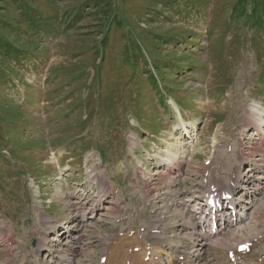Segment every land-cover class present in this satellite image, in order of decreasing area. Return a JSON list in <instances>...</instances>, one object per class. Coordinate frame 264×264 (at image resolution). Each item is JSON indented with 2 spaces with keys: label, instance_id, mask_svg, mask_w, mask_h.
Returning a JSON list of instances; mask_svg holds the SVG:
<instances>
[{
  "label": "rangeland",
  "instance_id": "obj_1",
  "mask_svg": "<svg viewBox=\"0 0 264 264\" xmlns=\"http://www.w3.org/2000/svg\"><path fill=\"white\" fill-rule=\"evenodd\" d=\"M234 1L0 0V213L7 217L0 218V227L15 248L31 250L42 239L44 212L52 221L49 232L68 223L76 231L72 237L81 238L76 253L55 244L60 258L45 264H63L66 254L97 264L109 235L142 227L145 238L154 217L166 239L163 248L172 245L167 252L176 257L183 245L188 248L182 252H190L198 246L184 226L196 223L192 200L210 170L204 161L213 157L211 171L226 183L239 162L238 143L246 155L241 177L251 189L261 185L248 194L255 198L250 207L257 209L249 207L247 219L237 229L221 230L217 240L232 248L256 233L263 237L264 137L243 116L252 100L264 105V28L254 36L255 47L248 30L241 32L245 39H238L236 51L235 36L225 35L235 25L227 11ZM172 38L175 42L163 43ZM172 64H181L180 74ZM164 74L167 79L158 84ZM182 124L189 126L185 136ZM216 136L220 146L213 152ZM51 151L59 155L57 162L49 159ZM86 156L97 159V176L118 192L80 225L75 202L76 196L85 201L90 187L83 172ZM68 159L71 171H61ZM26 176L36 180L39 192ZM248 222L253 226L247 228ZM11 249L0 244V264ZM262 251L264 244L255 249ZM168 255L160 264L170 263Z\"/></svg>",
  "mask_w": 264,
  "mask_h": 264
},
{
  "label": "bare ground",
  "instance_id": "obj_2",
  "mask_svg": "<svg viewBox=\"0 0 264 264\" xmlns=\"http://www.w3.org/2000/svg\"><path fill=\"white\" fill-rule=\"evenodd\" d=\"M260 100L259 99L258 100H254V101L252 100L253 102L250 103L249 106L245 108V110H244L245 111V116H243V117H244L245 124L247 126L252 125V129L256 132V134L259 137L261 136L263 138L264 137V105L262 104V101H260ZM172 106H175V104H173ZM176 112L178 114L179 121L180 122L183 121V117L181 116L180 111L178 110V107L176 109ZM181 127H182L181 128L182 134L184 136L186 134H188L187 128L189 126H187V124H182ZM190 129H191V127H190ZM260 141L264 145V138L262 140L260 139ZM236 156L238 157L239 161H242L243 159H245L244 152L241 149H237ZM225 159L227 160L228 157H225ZM87 160H88V158L86 156L85 161H87ZM89 160H92L93 161V164H97V159L96 158H92L91 157ZM227 164H228V162H227ZM255 168H259V170L261 169L259 167V165L257 167H255ZM65 169H66V167L63 170H65ZM206 169L212 170L211 167H208V168L206 167ZM232 170H234V171H232V176L229 175V177L231 176L229 178V180L233 183L232 185H230V183L229 184H223V183H221L220 180H219L220 178H218L217 176H215V174H213L214 172L211 171L210 174H213V175H211L210 178L207 177L209 180L207 179L208 180L207 183L205 185H203V189H204L203 193H205L209 189V187L211 185H214V186H223V187H225V189H229V191L231 193H233L237 197V200L239 201V203L242 204L241 205V208H240V212L242 213V215L239 217L238 220H236V227H237V225L242 224L243 220H246L247 219V213L246 212L250 208H253L254 211H255L257 209V207H256V205L250 207L251 206V203L253 202V200L250 203H248L249 202L248 200L247 201H244V202H241L242 201L241 198L247 192H249V190H251V187L249 186V183L247 182L248 179H246L245 176H242L243 178L241 177V175H240L241 173L239 172V166H236L235 169H232ZM261 171L264 172L263 169ZM86 173L88 174L89 177H91V180L92 181L93 180H97V178H96L97 177V173L94 172L91 168L90 169L87 168L86 169ZM103 180L106 182L105 179H103ZM103 180L100 181V185H103L104 184V181ZM240 182L246 184V187L244 189L243 188L241 189V188H239L237 186ZM239 194L242 195V196L239 197ZM100 205H101V203L96 202V204H95L94 207H97V206H100ZM94 207L93 206L90 207V210L89 211L91 213H93ZM255 213H253V214H255ZM117 216L118 215L115 214V217H117ZM82 217H84L83 214H82ZM43 220L47 224H50L49 218L45 217ZM154 221L155 220L153 219L152 223H154ZM36 224H38V223H36ZM245 224L247 225V228H250V227L253 226L250 222L245 223ZM231 225H232V222L230 223V226ZM185 227L186 228L190 227V228L193 229L196 226L193 225V224L191 226V225H188V223H187V224H185ZM258 235H260V234L259 233H256V235L254 237H257ZM135 237H131V238L119 237V240L116 243L114 249L117 248V250H119V248H121V246H122L121 244H125L126 242L131 243L132 244V246H131L132 247L131 252L128 253V251L126 250V254L124 253V256H125V257H123L124 258V264H148V263H146V262L143 261V257H144V253H145L144 251H141V250L138 251V252H134L133 251V247H136V246H139L140 245V244L136 245L137 242L135 241ZM155 239H156L155 242H157V247L156 248L154 247V250L156 252L154 255H157L159 258H161L162 253L165 252L164 249L167 248V247H164L163 248V243H164L163 241H165V237L160 232L159 234H156L155 235ZM39 240H40V238H39ZM246 240H249V239H246ZM199 242H201V243H199ZM241 242L242 241H239V242H237V244H239ZM237 244H236V246H237ZM196 245H198V248L196 250H193L192 252H190V254L189 253H186V252H183V254H178V255H185L186 256V260H185L184 264H200L199 263V260L203 261V263H201V264H226L224 262V260L222 259V255H226L227 254V251L230 250V248L222 240H217L216 239L215 241H212L211 243H208V240L207 239L201 237L198 240V242H197ZM236 246L234 248H236ZM242 258L244 260L252 259V254L244 255ZM169 262H170V264H176L177 260L171 258V259H169ZM105 264H116V262H115L114 258L109 257V258L106 259ZM260 264H264V257H263L262 261L260 262Z\"/></svg>",
  "mask_w": 264,
  "mask_h": 264
},
{
  "label": "trees",
  "instance_id": "obj_3",
  "mask_svg": "<svg viewBox=\"0 0 264 264\" xmlns=\"http://www.w3.org/2000/svg\"><path fill=\"white\" fill-rule=\"evenodd\" d=\"M173 1L175 2V0H173ZM193 1L200 2L201 0H193ZM85 7H87V6H85ZM227 11H229V16H228L229 20L235 24L233 26V28H235V31L239 27H241V28L247 27L249 29H252L253 31H258L259 29L264 28V0H235L229 6ZM77 17H79V19H81L80 14H76L74 16V19H76ZM71 19H72V17L69 18L67 21V24H66L67 29L72 28L73 20H71ZM105 27H107V26H105ZM106 37H107V35H106ZM173 39H175V38H172L170 40H173ZM107 40H108V37L103 41L104 47H106ZM166 41H168V40H166ZM163 43L166 45L168 42L164 41ZM100 45L102 46L101 43H100ZM99 51L100 50H98L97 43H96L95 48H94V53L97 54V53H99ZM99 71H100V69L98 70V72ZM161 78L163 80L166 79L164 76ZM140 79L142 82L141 85L145 86L146 80H144L142 78H140ZM10 114H14L13 111H10Z\"/></svg>",
  "mask_w": 264,
  "mask_h": 264
}]
</instances>
